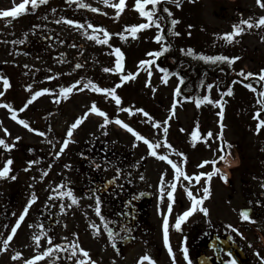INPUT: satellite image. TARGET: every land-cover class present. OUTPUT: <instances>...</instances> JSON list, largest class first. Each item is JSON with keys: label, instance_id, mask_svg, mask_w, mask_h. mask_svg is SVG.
I'll return each instance as SVG.
<instances>
[{"label": "rangeland", "instance_id": "obj_1", "mask_svg": "<svg viewBox=\"0 0 264 264\" xmlns=\"http://www.w3.org/2000/svg\"><path fill=\"white\" fill-rule=\"evenodd\" d=\"M19 1L22 2V0H0V10L9 9ZM118 2L119 0H109V3L105 4L104 0H71L72 11L81 8L84 13L81 22L78 23L84 25L81 48L64 44L53 50H39L35 53L32 52L35 50L18 49L14 44L21 39L25 40L28 35L18 33L12 27L7 28V18H0V76L6 77L11 85L5 91L3 81H0V92H4V95L0 96V105L10 104L17 110L18 120L24 119L31 128L45 133L41 136L38 132L29 131L19 124L18 120L12 119L9 109L0 106V138L9 144H15L11 151L0 146V169L4 167L7 159L13 160L9 177L0 178V264H23L24 260L41 254L51 246L46 239L48 234L46 229H38L39 227L35 226L34 230L37 232L35 235L42 231L46 233L41 236L39 247L34 241L30 246L32 237L26 235L18 237L16 233L9 242L7 251L2 250L3 240L10 233V231L4 232L6 226L15 225L24 210L19 208L25 207L33 194L37 197L33 206L34 211L38 208L46 209L49 203H53L55 212L58 213L55 218L56 235L55 239H52L53 244H61L67 248L70 242L76 241L89 252L91 259L97 261V264H137L141 256L149 254L155 257L158 254L157 249L164 248L160 240L157 249L147 248L144 243H136L127 244L121 253H116L104 228L105 221L109 223L110 210L104 209L107 215L101 210L105 221L96 215L95 198L99 195L94 189L102 179L112 178L117 186L132 189L136 187L138 191L151 192L154 195L149 215L153 223L163 222L164 215H169L167 211L169 200L166 192L170 190L167 185L173 181L174 170L165 161L149 155V149L143 141L136 140L132 133L114 122L117 117L152 142L160 141L157 152L169 155V158L181 164L189 175L213 170L215 165L212 163L205 164L202 168L198 167L203 161H219L216 168L223 165L220 167L222 173L227 166L229 170L228 174L225 173L227 182L220 174L213 175L211 179V196L203 203V207L209 209L208 215L205 216L197 211L188 219L192 222L199 219L201 233L225 231L226 234L232 235L235 242L250 256L249 261L255 264L264 254V128L257 133L258 121L253 117L261 109L257 100L260 98L259 93L264 91V81L258 82L259 77L255 75L246 79L239 73L243 70L244 73L257 74L264 69V39H262L264 26L254 30L245 26V32L235 38L239 53L231 57H240L239 60L231 65L226 64L224 67L209 70L207 73L194 70L196 74H193L189 69L186 70L181 62L173 58L172 60L168 55L161 58L147 56L148 52L160 51L164 43L156 42V48L151 47L153 41L150 39L158 32L155 25L138 32L137 38L126 33L127 39H121L117 34L123 32L126 25L147 21L134 9L135 0H126L124 11L117 17L116 9L110 5ZM168 3H176L179 7L183 1L162 0L157 6L156 18L163 29L164 41H170L172 19L179 21L176 26L179 29V36L184 40L191 19L206 27L209 32L224 34L233 30L235 21L237 24V21L250 17L255 21L264 16V9L257 5L256 0L232 2L184 0L188 5L176 9L167 6ZM147 7L150 9L152 5ZM164 8L169 9L171 15L164 12ZM44 9L50 10V8ZM89 24L94 26L95 31L88 27ZM101 28L112 34L108 44H100L89 38L91 32L88 31H92L102 39L103 33L99 31ZM65 36L72 39L77 35L75 32H70ZM203 37L207 38L209 35ZM77 41H80L78 37ZM116 47L121 48L125 54L124 73H138L135 79L124 82L116 89L122 99L121 105L117 106L110 97L90 89L73 90L67 99L63 97L57 99L61 87L71 86L76 81L81 82L78 88H82L89 80L106 88L115 87L120 83L121 74L104 71L105 68L114 67L113 52ZM219 52H221L219 48L210 50L213 56ZM145 59H152L154 63L140 68L139 62ZM161 68L168 70L167 84L162 82L164 73L160 71ZM149 71L151 76L148 74ZM180 72L185 79L181 85V92L184 91L186 94V91L190 90L188 96L175 95L174 89L180 82L178 75ZM239 78L246 79L245 86L252 84L257 90L253 92L244 86L250 96L251 106H244L245 102L239 96L238 85L234 83V80ZM209 84L213 85L210 90ZM29 85L31 89L28 88ZM45 88L52 90L51 93L38 97L24 111H19L34 92ZM229 88L233 90L232 95L226 94ZM205 95L210 96L213 101L221 100L224 103L223 140L227 142L224 153L220 151L222 141L218 138L221 131L219 106L206 102L197 108L195 103L197 97L203 98ZM177 101L175 115H172V106ZM93 102L108 114L111 122L102 128L104 118L94 113L88 114L87 119L74 130L67 149L57 157L55 153L59 152L68 128L77 118L88 113ZM120 108H131L133 114L120 111ZM136 109H144L149 116L145 117L143 113L136 112ZM261 118L264 119V111L261 112ZM165 120H168L166 136L163 127L159 129L153 127V121L163 123ZM197 123L200 134L207 139V143L201 139L193 146L190 134ZM209 131L213 133L212 137L207 136ZM17 136L21 139L16 140ZM165 138L175 151L169 150L163 143ZM227 145H230V148ZM177 152L185 154L186 163L183 162L182 157L176 155ZM225 154H227L226 160H220L219 157ZM30 161L36 163L29 167ZM86 161L91 163L86 164ZM44 172H47V175H43ZM163 173H166V190L161 200L160 183ZM13 175L16 176L15 180L10 178ZM205 180L206 177H202L199 184L193 181L189 185L197 196L203 194ZM60 184L65 186V191L68 188L73 190L78 200L77 204L69 208L67 205L71 203L70 198L57 197L56 192L59 191L57 186ZM187 184L188 181L183 178L181 183H178L172 207L174 213L169 215V222L172 225L176 220L175 214L178 215L179 212L190 207L191 202L184 191V185ZM5 202L8 203V209H3ZM61 205L65 206L63 211ZM243 208L251 209V219L248 221L240 218V211ZM27 217L32 216L28 214ZM29 222L25 223L26 229L30 225L34 226L32 219ZM93 224L99 226V234L92 227ZM229 225L232 227L230 228ZM17 251L22 253V257L13 260L11 257ZM70 255V250H57L37 264H76L77 258H82L79 252L71 259H69ZM145 264L148 262L146 261ZM161 264L168 263L161 262Z\"/></svg>", "mask_w": 264, "mask_h": 264}, {"label": "snow or ice", "instance_id": "obj_2", "mask_svg": "<svg viewBox=\"0 0 264 264\" xmlns=\"http://www.w3.org/2000/svg\"><path fill=\"white\" fill-rule=\"evenodd\" d=\"M45 3H47V0H22L21 3L14 4V6L9 8V9L0 10V18L15 19V18L20 17L22 14H27L30 10H34L39 5L45 4ZM104 3L108 4L109 0H104ZM161 3H162V0H135L134 9L138 11V13L141 17L146 18L147 22L135 24V25H126L124 31L121 33H118L117 35H119L121 39H127V36L125 35L127 33V34H130L133 38H137L138 32H140L141 30L150 28L153 25H155V27L158 29V32H157V35L154 37V39L158 43L164 41L165 37L163 35V29L159 23V20L156 18V12L158 11L157 6L160 5ZM256 3L261 9H264V0H256ZM148 5H152V7L149 9L147 7ZM82 6L83 7H90L89 5H82ZM110 6L116 9V16L119 17V15L124 11V9L126 7V0H119L118 3L111 4ZM92 10L98 11V9H92ZM53 11H55V9H53ZM163 11L167 12L169 15H171L169 9L164 8ZM59 22L60 21H57V23H59ZM65 22L69 25H76L80 28L84 27V25L78 24V22L71 20V19H68ZM178 23H179V21L176 19L171 20V25L173 26V28ZM245 26L247 29H252L253 27L260 28V27L264 26V16L259 17V19L255 20V21H253V18H251V17L249 19H241L237 24H234L232 26L233 30L231 32L224 33L222 38L225 39L226 42L232 43L237 36L242 35L245 32V30H246ZM88 27L93 28L95 31V28L93 25L89 24ZM189 27H191V25ZM99 31L103 33L102 39L97 37L96 35H92L89 38L96 40V42L100 43V44H108L109 39H110L112 34L109 33L107 30L102 29V28L99 29ZM173 34L176 36L180 35L179 32H174ZM262 39H264V37H262ZM17 42L23 43L24 41L20 40ZM169 47H171V45L165 43L162 45V48L160 51L148 52L147 56L159 57L160 55H162L163 52L168 51ZM182 51H186L187 55H191V56H194L196 58L202 59L206 62H213V63L226 62L229 65H231L236 60L240 59V57H229L226 55H217V56H206L203 54L197 55L194 52V50H192V49H187V50L182 49ZM113 54L115 55L114 67L105 68L104 71L109 72V73L121 74L120 75V83H118L115 87L106 88V87H100L99 85H97L94 82H92L91 80H89L83 84L82 88H78L77 86L80 85L81 82L76 81L71 86L61 87L59 90V96L57 97V99L59 97H63L65 99H67L69 94H71L73 92V90L82 91L83 89H90L93 92L102 93V94H105L106 97H110L112 100L115 101L117 106L121 105L122 99L117 94L116 89L121 87L124 82L135 79V76L138 73H132V72H128L126 74L124 73V57H125V54L121 50V48H119V47L114 48ZM153 63H154V60H152V59L141 60L139 62V67L143 68L144 66H151ZM77 67H80V65H77ZM160 71H162L164 73V76L162 77V82L167 84V82H168V70L161 68ZM148 74H149V76H151L150 71ZM239 75L244 76L246 79L248 77H253L255 75V76L259 77L258 82L264 81V69H261L260 73H257V74H254L251 72L244 73L243 70H241ZM48 79H53V77H48ZM0 81H3V86H4L5 91L11 86L9 80L4 76H0ZM180 83H183V77L180 78ZM212 86L213 85H211V84L208 85L209 90L212 88ZM246 87L249 88L253 92L257 91L255 88H253L252 84H247ZM28 88L31 89V85H29ZM51 91L52 90L45 88V89H41L39 91L34 92L31 95V97L27 100L24 107L19 109V111H21V112L24 111V109L27 108L28 105L32 104L38 97H40L46 93H51ZM226 94L232 95L233 94L232 88H229L227 90ZM3 95H4V92H0V96H3ZM175 95L176 96L180 95V88L179 87H177L175 89ZM259 97L260 98L257 100V103L259 105H261V109L258 110L257 113L253 117L254 119H256L258 121V123L256 125V132L257 133H259L260 130L262 128H264V119L261 118V112L264 111V91H261L259 93ZM185 99H192V98L191 97H185ZM206 102L211 103L213 105H219V107L221 109L218 112V116L221 118V123H220L221 131L218 134V138L222 141L220 151L222 153H224L225 152V145L227 143L226 141L223 140L224 124L222 123V120H223V116H224V111H223L224 103H222L221 100L213 101V100H211L210 96H208V95H205L203 98L197 97L195 99V103H196L197 108H199L202 104H204ZM176 103H178V101L174 102V104L172 106V109H171L172 115H175ZM0 106L4 107L6 109H9V111L11 112L12 119L18 120V117L16 114L17 110L12 108V106L10 104H3ZM119 110L120 111H127L130 115L133 114V109H131V108H128V109L120 108ZM135 111L143 113V115L145 117L149 116V113H147L144 109H136ZM90 113L97 114V115L104 118V124L101 125L102 128L111 122L108 118V114L106 112L102 111L99 107H97L95 102H93V104L91 105V107L88 110V113H85L83 116L77 118L75 120V122L72 123L70 125V127L68 128L66 138L63 140V143L61 144L59 152L55 153V155L57 157H59V155L62 154L65 149H67L69 143L71 142V138L73 136L74 130L77 129L78 126H80L84 122L85 119H87V116ZM170 118L171 117H169V119ZM114 122L117 125L122 126L128 132L132 133V135L135 137L136 140L143 141L149 149V155H151L153 157H157L161 161H165L174 170L173 181L167 185V187L170 188V190H167V192H166L168 200H169V204H168V208H167L169 215L172 213L173 203L175 202L174 194L177 190L178 183H181V178H183V180L188 181V184L184 185V191H185L188 199L190 200L191 204L187 210H185L182 214H180L176 218L174 227L178 230L181 229L182 223L185 222L190 216H192L197 211H200L205 216H207L209 213V209L206 207H203V203H204V200L208 199L211 196V188H210L211 179H212L213 175L220 174L221 178L225 182H227V175L222 173L220 171V169L216 168V167H213V170L210 172H207V173L200 172L198 174L189 175L184 170L182 165L178 164L173 159H170L169 155L160 154L157 152V148L160 147V141H157L155 143L152 142L151 140H149L145 136H143L140 132L133 129L129 124H127L123 120L119 119L118 117L115 119ZM18 123L23 125L29 131L38 132V134L41 136L45 135V133L39 132L35 128H31L30 125L28 124V122L25 121L24 119H19ZM167 124H168V120H165L163 123L153 121V127L158 128V129L163 127V131L165 133V136L168 132V127L166 126ZM4 131L7 133V129H5ZM182 131H183V129H182ZM190 136H191V141L193 143V146H195L196 142L198 140H201V139H203L204 142L207 143V139L202 137L200 134L198 123H197L196 127L194 128V130L191 132ZM207 136L212 137L213 133L211 131H209L207 133ZM15 139L20 140L21 138L19 136H17ZM50 143H51V141H50ZM163 143L167 146V148L169 150L175 151L173 146L167 142L166 138L163 141ZM0 146H2L5 150L11 151L15 147V144H9L4 139L0 138ZM227 147L230 148V145H227ZM176 155L182 157L183 162L186 163L187 157L185 156V154L183 152H177ZM226 155L227 154L221 155L219 157V159L220 160H226ZM33 163H36V161H30L29 167ZM208 163H212L213 165H215L216 161L215 160L211 161V162L203 161L200 165H198V167L202 168V167H204L205 164H208ZM12 164H13V160L11 158H9L5 161L4 167L2 169H0V178L9 177ZM66 167H68V166L66 165ZM97 167H99V165H97ZM43 175H47V172H44ZM165 176H166V173H163L161 175V183H160V192H161L160 199L161 200H163L165 190H166ZM202 177H206V180H205L206 186H204L202 189L203 194L201 196H197L196 194H194V192L192 191V189L189 185H191L193 181H195L197 184H199ZM10 178L15 180L16 176L13 175ZM141 179H143V177H141ZM64 187L65 186L63 184L58 185L57 188L59 189V191L56 192V195H57V197H68V198H70L71 203L67 205V207L70 208V207H72V205L77 204L78 200H77V197L74 195L73 190L71 188H68L65 191ZM36 199H37V197L35 196V194H33L32 198L28 201V204L25 206L23 212L20 214V216L16 220L15 225L11 227L10 233L7 235V238L3 240V249H2L3 251H7L8 246H9V242L13 240V237L16 235L17 230L21 227L22 222L24 221L26 215L28 214L29 208L35 202ZM95 203H96V207H95L96 215L99 216L102 221H105V218L101 214V200H100L99 196H96ZM64 207H65L64 205H61L62 211L64 210ZM169 215H164V217H163V237H164V244L168 249L169 255L172 256V258H173V264H175V256H174L172 247L169 243ZM240 218H241V220H244V221L250 220L251 217H250L249 210L248 209L241 210L240 211ZM30 227H31V225H30ZM37 227H39L40 229H43L44 226H43V224H40V225H37ZM92 227L95 229L96 233L99 234V231H100L99 226L93 224ZM229 227L231 228L232 225H229ZM104 228L108 233L109 239L113 242V245H115V238H114L115 234H114L113 230L108 227V223L106 221L104 223ZM42 235H46V233L42 231L40 234L33 235V237H32V239L36 243L37 247H39L41 244V236ZM48 244L51 246L48 247L45 251H43L41 254L34 255L32 258L24 260L23 264H37L38 261L42 260L46 256H49L50 254H52L54 251H57V250H59V251H69L70 250L71 255L69 256V259H71L72 257H76L77 252H79L81 254L82 258H77L76 264H97V261L91 259L89 252L87 250H85L83 247H81L79 245V243L76 241L70 242L68 244V247L65 248L61 244H53L52 238L49 237L48 238ZM182 250H183L185 259L188 261V264H191V260L188 257L187 247H184ZM229 255H231V253H229ZM257 255H259V253H257ZM21 257H22V253L17 251L15 253V255H13L11 258L13 260H19ZM262 259H264V258H262ZM146 261L148 262V264H156V261L149 254H145V255L141 256L139 258V260L137 261V264H145ZM229 264H236V262H235V260H231V261H229Z\"/></svg>", "mask_w": 264, "mask_h": 264}, {"label": "flooded vegetation", "instance_id": "obj_3", "mask_svg": "<svg viewBox=\"0 0 264 264\" xmlns=\"http://www.w3.org/2000/svg\"><path fill=\"white\" fill-rule=\"evenodd\" d=\"M44 8H50V10L48 11ZM83 14V10L72 11L70 0H47V3L39 5L27 14H22L15 19L7 18L6 27H12L18 33L28 35L23 40V43L17 42L14 44L15 47L21 50H53L57 47H62L64 44L69 47L81 48L83 46V29L76 25H69L65 21L71 19L79 23L83 18ZM57 21L60 22L57 23ZM70 32H75L77 36L72 37V39L65 36V34ZM77 37L80 41H77ZM94 190L100 197L103 214L107 215V211L104 212L105 208L110 210V213H108V224L115 234V245L112 242V248L116 253H121L127 244L144 243L147 248H158L157 243L163 236V223H153L150 219L149 215L155 198L152 194L145 195L142 191H135V188L117 186L115 182L106 185L103 183V179ZM34 205L35 203L32 204L28 211V214H31L32 217H27V214L21 227L17 230L18 237L23 235L33 237V235L37 234L34 227L43 224V228L48 233L46 239L52 237L54 240L56 235L54 232L55 218H57L56 215L58 213L55 212L56 209L53 203H49L46 209L38 208L37 211L33 210ZM24 208L21 206L19 209ZM180 214L182 212L175 215L178 217ZM30 219H32L34 226L26 229L25 223H30ZM173 225L169 222V242L175 248V251H173L175 264H188L182 250L184 247L188 249V257L191 260V264H197L196 260L200 255V251L204 252L209 258L206 259L207 261L211 264H217L213 258V251L207 247L212 233L209 231L201 233L199 219L193 222L187 219L182 223L179 230ZM10 230V225L6 226L5 232L7 233ZM220 234L221 236H225L226 233L223 231ZM32 241L34 240H31L30 246L33 244ZM157 250L156 260L173 264V258L169 255L168 251L163 253V249ZM230 253L234 254L233 251ZM224 255L229 261L231 260L228 254ZM262 258L264 256L259 257L255 264H264V259ZM249 260L251 259H247V264L250 262ZM224 264H228V262L224 261ZM250 264L252 263L250 262Z\"/></svg>", "mask_w": 264, "mask_h": 264}, {"label": "trees", "instance_id": "obj_4", "mask_svg": "<svg viewBox=\"0 0 264 264\" xmlns=\"http://www.w3.org/2000/svg\"><path fill=\"white\" fill-rule=\"evenodd\" d=\"M184 5L187 6L188 4L182 3L179 7H177V5L175 4H171V3L167 4V6L172 7L174 9L183 8ZM239 21H237V23ZM235 24H236V21H235ZM190 25L191 27H189L187 37L184 39L186 42H184V40L180 36H176L173 34L174 32H179V29H177L176 25L173 29H171V31H169L170 41H163L164 43L162 44L167 43L171 45V47H169L168 51L163 52L162 55H160V58L162 56H167V55L172 56L175 61L181 62L182 66L185 69L189 68L192 71L196 69L200 71L201 73H207L209 70H214L217 67H221V66L224 67L226 64L228 65V63L226 62H216V63L206 62L194 56L187 55L186 51H182V49L184 50L192 49L197 55L203 54L206 56H213L210 53V50L213 48L221 49V52H219L217 55H226V56L231 57L234 54L239 53V46L237 45V43L235 41H233L232 43L226 42V40L222 38L223 33L209 32L210 30H208L206 27H203L200 23L197 24L196 21L193 19H191ZM255 28L256 27H253V30ZM205 35H209V37H207L208 39L203 37ZM150 40L154 42V43L151 42L153 44L151 45V47L156 48L155 45H157V43L154 37H151ZM209 40H211L212 42H209ZM175 74L177 75L176 72ZM178 75H179V78L183 77L182 72L178 73ZM237 85L240 91L239 96L245 102V104L243 105L251 106L249 104L250 96H248L249 94L245 90V87L240 83H237ZM179 86H181V83H179ZM234 104H236V102Z\"/></svg>", "mask_w": 264, "mask_h": 264}, {"label": "water", "instance_id": "obj_5", "mask_svg": "<svg viewBox=\"0 0 264 264\" xmlns=\"http://www.w3.org/2000/svg\"><path fill=\"white\" fill-rule=\"evenodd\" d=\"M248 210L251 213V210L250 209H248ZM228 245H229L228 238L221 239L217 235L213 234L208 246L214 249L215 254L218 257L220 251H223V250L228 251L229 250ZM237 251L240 252L241 259H244V256L241 253V250L237 249ZM199 264H209V263L206 262L205 260L203 261V259H201ZM237 264H241V263L239 261H237Z\"/></svg>", "mask_w": 264, "mask_h": 264}]
</instances>
